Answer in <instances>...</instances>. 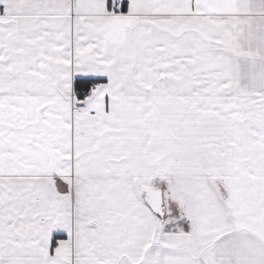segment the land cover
Instances as JSON below:
<instances>
[{
	"label": "snow or ice",
	"instance_id": "6c2138e0",
	"mask_svg": "<svg viewBox=\"0 0 264 264\" xmlns=\"http://www.w3.org/2000/svg\"><path fill=\"white\" fill-rule=\"evenodd\" d=\"M0 264H264V0H0Z\"/></svg>",
	"mask_w": 264,
	"mask_h": 264
}]
</instances>
